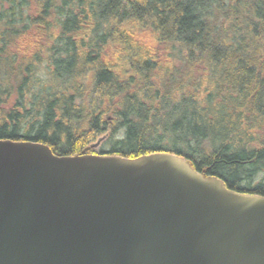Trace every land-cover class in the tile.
<instances>
[{
	"label": "trees",
	"instance_id": "1",
	"mask_svg": "<svg viewBox=\"0 0 264 264\" xmlns=\"http://www.w3.org/2000/svg\"><path fill=\"white\" fill-rule=\"evenodd\" d=\"M2 71L0 141L173 153L264 196V0H0Z\"/></svg>",
	"mask_w": 264,
	"mask_h": 264
},
{
	"label": "water",
	"instance_id": "2",
	"mask_svg": "<svg viewBox=\"0 0 264 264\" xmlns=\"http://www.w3.org/2000/svg\"><path fill=\"white\" fill-rule=\"evenodd\" d=\"M0 264H264V196L173 153L0 141Z\"/></svg>",
	"mask_w": 264,
	"mask_h": 264
},
{
	"label": "rangeland",
	"instance_id": "3",
	"mask_svg": "<svg viewBox=\"0 0 264 264\" xmlns=\"http://www.w3.org/2000/svg\"><path fill=\"white\" fill-rule=\"evenodd\" d=\"M36 35H38V34H37V32L34 31L32 34L30 33V34L24 36L21 40H18V42L20 43L22 48L17 46L16 49L21 51V52L22 51H27L28 54H32L34 52H37L38 48H39L38 44L42 40H40V38L38 36H36ZM39 49L42 51L41 48H39ZM0 79H5V73L3 71L1 72ZM12 98H14V97H12ZM110 115H111V113H109L108 118L111 117ZM252 133H254L255 135L260 134L261 135V139L264 140V124H263V129L260 132L257 129H255V130H253ZM104 140H105V136H101L98 139V141H96L94 143V149H96L97 147L99 148L102 145V142ZM261 177H262L261 175L256 177L254 179V183L258 182L261 179Z\"/></svg>",
	"mask_w": 264,
	"mask_h": 264
}]
</instances>
